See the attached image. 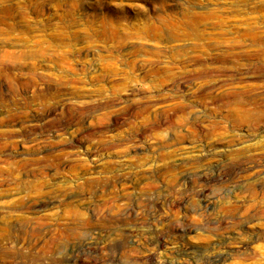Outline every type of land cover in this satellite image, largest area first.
Instances as JSON below:
<instances>
[{
	"label": "rangeland",
	"instance_id": "obj_1",
	"mask_svg": "<svg viewBox=\"0 0 264 264\" xmlns=\"http://www.w3.org/2000/svg\"><path fill=\"white\" fill-rule=\"evenodd\" d=\"M263 183L264 0H0V264H264Z\"/></svg>",
	"mask_w": 264,
	"mask_h": 264
},
{
	"label": "bare ground",
	"instance_id": "obj_2",
	"mask_svg": "<svg viewBox=\"0 0 264 264\" xmlns=\"http://www.w3.org/2000/svg\"><path fill=\"white\" fill-rule=\"evenodd\" d=\"M264 184V183H263ZM262 195V194H261ZM202 196V195H201ZM208 201V200H207ZM207 206V205H206ZM175 229V228H174ZM189 228H187L188 230ZM151 243L155 244V247H158L162 245V240L159 238H156L155 240H151ZM209 262V261H208ZM207 264V263H206ZM209 264H219V260L213 259L212 261L209 262Z\"/></svg>",
	"mask_w": 264,
	"mask_h": 264
}]
</instances>
